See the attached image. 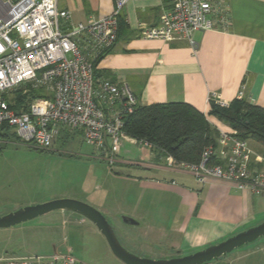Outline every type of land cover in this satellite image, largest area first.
<instances>
[{
  "label": "crops",
  "instance_id": "1",
  "mask_svg": "<svg viewBox=\"0 0 264 264\" xmlns=\"http://www.w3.org/2000/svg\"><path fill=\"white\" fill-rule=\"evenodd\" d=\"M114 2L58 0V8L70 11L76 22H87L110 14ZM224 5L228 27L196 32L193 47L178 38L171 42L143 38L139 24L157 26L169 6L166 1L132 0L122 14L118 43L96 71L101 78L127 85L142 106L184 103L215 123L219 121L209 115L213 92L232 103L246 84L249 101L264 108V0H225ZM151 158L141 163L120 155L115 165L123 166V171L111 174L113 180L138 189L133 208L121 201L111 206L108 196L112 191L106 189L101 192L102 200L91 202L105 216L127 214L137 219L136 230L114 223L119 240L130 251H151L157 259L190 255L234 236L264 214V197L216 180L199 184L190 173L162 164L165 159H159L156 152ZM67 213L62 216L73 223L66 234L67 252L84 264H100L102 255L106 259L113 255L90 220L74 212L67 217ZM88 237L96 246L88 247ZM263 252L264 246L225 263L246 264L245 260L253 261V255ZM261 257L258 262L264 261Z\"/></svg>",
  "mask_w": 264,
  "mask_h": 264
},
{
  "label": "built area",
  "instance_id": "2",
  "mask_svg": "<svg viewBox=\"0 0 264 264\" xmlns=\"http://www.w3.org/2000/svg\"><path fill=\"white\" fill-rule=\"evenodd\" d=\"M131 1L115 0L110 14L76 22L70 11L59 10L58 0H0V148L17 142L47 151L64 134L78 133L96 159L109 165L117 162L125 142L154 151L150 143L124 132L125 119L139 105L129 87L96 75L95 63L118 43L119 18ZM159 1L169 8L157 26L139 24L143 38H178L196 47V32L228 27L225 0ZM21 87L25 94L30 87L43 97L17 101L14 93ZM237 99L250 100L246 84ZM209 101L223 108L231 104L218 92ZM208 121L219 135L200 162L176 163L168 156L166 165L190 173L199 184L216 180L264 197V145L240 138L222 122ZM0 264L84 263L58 252L49 261L10 256L0 258Z\"/></svg>",
  "mask_w": 264,
  "mask_h": 264
},
{
  "label": "rangeland",
  "instance_id": "3",
  "mask_svg": "<svg viewBox=\"0 0 264 264\" xmlns=\"http://www.w3.org/2000/svg\"><path fill=\"white\" fill-rule=\"evenodd\" d=\"M15 143L8 144L5 149L0 150V216L27 206L43 204L56 199H73L93 206L91 202L97 203V201L102 200L101 197L104 195L101 192L105 189L112 191L107 196L114 208L119 201L123 206L134 207L135 191L138 189L111 178V174L114 176L116 173H120L124 167L118 164L109 165L97 160L94 149L85 143L81 136L76 137L67 145L57 144L52 150L47 151ZM123 147L125 150H122L120 155L126 160L133 159L137 162L148 163L151 161L152 155L155 154V151L152 154L147 148H141L139 145L128 142H125ZM161 162L166 164L164 160ZM122 192L124 193L121 195ZM124 209L126 210V208ZM62 213V211L53 212L13 228L0 229V258L41 256L49 261L58 252L71 255L66 250V237H68L66 234L73 223L70 219L66 221ZM71 214L68 212L67 217ZM122 216L125 214L117 217L106 216L117 236L119 232L114 223L122 224ZM126 216L129 215L126 214ZM129 217L136 219L133 216ZM51 218L55 220L50 222ZM263 222L264 214H259L235 235ZM124 225L132 230L137 229V226ZM92 246H96V243L88 237V247ZM263 246L264 238L239 248L233 253L213 261L212 264L237 261L242 259L245 253ZM129 249L131 248L127 250L130 251ZM95 251L97 254L100 253V248L98 247ZM130 252L141 257L157 259L151 251H148V254ZM260 252L258 251V253ZM261 255H264V252L253 255L251 258L255 260H245L244 262L246 264H264V261L258 262V260L263 259ZM109 260H114L117 263H111ZM78 261L83 263L82 260L78 259ZM100 264L124 263L114 255H110L107 259L106 256L102 255Z\"/></svg>",
  "mask_w": 264,
  "mask_h": 264
},
{
  "label": "trees",
  "instance_id": "4",
  "mask_svg": "<svg viewBox=\"0 0 264 264\" xmlns=\"http://www.w3.org/2000/svg\"><path fill=\"white\" fill-rule=\"evenodd\" d=\"M121 28L123 29L122 16L119 18V37ZM111 52L112 50L101 56L95 63V68ZM96 75L101 78L97 71ZM24 90L21 87L14 93L17 101L43 97L40 91L30 87L27 88L26 94ZM209 115L237 130L240 138L264 145V108L252 104L247 99H236L229 108L211 103ZM124 132L132 138L153 145L159 159L171 156L176 163L191 164L200 162L204 149L215 146L219 135L217 128L208 121L205 114L184 103L148 106L139 104L136 111L125 119ZM78 136V133L64 134L58 144L67 145ZM6 137L16 141L13 135L8 134ZM7 146H1L0 150Z\"/></svg>",
  "mask_w": 264,
  "mask_h": 264
},
{
  "label": "water",
  "instance_id": "5",
  "mask_svg": "<svg viewBox=\"0 0 264 264\" xmlns=\"http://www.w3.org/2000/svg\"><path fill=\"white\" fill-rule=\"evenodd\" d=\"M58 211L74 212L90 220L105 237L113 255L124 264H208L264 238L263 222L216 245L209 246L190 255L170 259H149L128 251L122 245L115 229L102 212L87 203L73 199H56L43 204L27 206L0 216V229L13 228ZM121 219L124 224L129 226L140 225L136 219L129 216H122Z\"/></svg>",
  "mask_w": 264,
  "mask_h": 264
}]
</instances>
